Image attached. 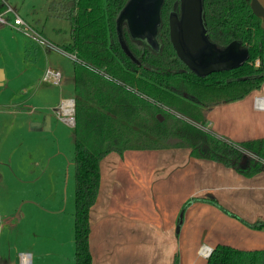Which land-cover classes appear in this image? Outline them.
Returning <instances> with one entry per match:
<instances>
[{
  "label": "trees",
  "instance_id": "trees-1",
  "mask_svg": "<svg viewBox=\"0 0 264 264\" xmlns=\"http://www.w3.org/2000/svg\"><path fill=\"white\" fill-rule=\"evenodd\" d=\"M128 1L53 0L48 8L51 16L68 23L70 40L61 48L76 57L75 264H92L89 211L99 191L100 161L110 152L189 148L192 158L219 163L247 178L264 170V137L232 143L205 128L214 107L242 100L264 81V29L250 0H202L209 40L219 47L238 41L248 50L241 66L204 77L180 60L169 39V16L179 0L162 2L157 48L133 39L122 25L127 55L118 41L116 19ZM204 202L250 229L264 230V220L248 223L213 199ZM171 264H180L177 254ZM204 264H264V249L217 244Z\"/></svg>",
  "mask_w": 264,
  "mask_h": 264
},
{
  "label": "crops",
  "instance_id": "crops-1",
  "mask_svg": "<svg viewBox=\"0 0 264 264\" xmlns=\"http://www.w3.org/2000/svg\"><path fill=\"white\" fill-rule=\"evenodd\" d=\"M48 70L63 76L58 68ZM64 99L71 98L60 102ZM243 99L214 107L205 128L232 143L263 138L264 111L254 109L252 98ZM47 105L58 109L60 104ZM49 119L39 115V125L30 127L48 131ZM99 168V191L89 211L92 264H171L175 254L180 264H204L202 246L264 249V230L250 229L204 202L213 199L248 223L263 221L264 170L247 178L192 158L189 148L110 152ZM22 253L29 255V264H39L34 249Z\"/></svg>",
  "mask_w": 264,
  "mask_h": 264
},
{
  "label": "rangeland",
  "instance_id": "rangeland-1",
  "mask_svg": "<svg viewBox=\"0 0 264 264\" xmlns=\"http://www.w3.org/2000/svg\"><path fill=\"white\" fill-rule=\"evenodd\" d=\"M52 1L6 0L27 30L0 23V264L33 249L34 263L75 262L73 128L47 105L73 99L74 58L61 48L69 26L50 15ZM48 67L62 71L59 85L42 80ZM255 95L264 97V81L243 100ZM46 114L49 130H32Z\"/></svg>",
  "mask_w": 264,
  "mask_h": 264
},
{
  "label": "water",
  "instance_id": "water-1",
  "mask_svg": "<svg viewBox=\"0 0 264 264\" xmlns=\"http://www.w3.org/2000/svg\"><path fill=\"white\" fill-rule=\"evenodd\" d=\"M163 0H130L116 19L118 41L122 49L130 55L123 36L125 23L130 36L140 39L152 47H158L156 39L160 26L159 10ZM179 14L169 17V39L180 60L197 76L204 77L214 72L232 70L241 66L248 58V50L238 41L225 47L211 42L203 20L202 0H179ZM249 7L260 19L264 29V0H250ZM4 81V71L0 68V85ZM74 101V100H73ZM36 122L31 127L38 126ZM246 163V157L241 164Z\"/></svg>",
  "mask_w": 264,
  "mask_h": 264
},
{
  "label": "built area",
  "instance_id": "built-area-1",
  "mask_svg": "<svg viewBox=\"0 0 264 264\" xmlns=\"http://www.w3.org/2000/svg\"><path fill=\"white\" fill-rule=\"evenodd\" d=\"M3 2V9L0 11V23L1 24H10L11 19L13 18V25L18 26L17 29H20L19 26H23V30H27V26H25V22L23 19L12 9L7 3L6 0H1ZM11 14V15H10ZM10 17V18H9ZM73 58L75 56L73 55ZM259 61L256 60L255 65L258 66ZM61 75L57 71L48 70L45 72L43 76V80L47 82H52L57 84ZM254 109L257 111H264V97L255 96L253 100ZM73 109H74V102L72 99H64L61 100L60 105L57 109V115H59L60 119L69 127H73L74 125V117H73ZM69 113H64V111ZM200 253L208 258L211 253V249L207 246H202L200 248ZM20 264H29L30 257L27 254H20Z\"/></svg>",
  "mask_w": 264,
  "mask_h": 264
},
{
  "label": "flooded vegetation",
  "instance_id": "flooded-vegetation-1",
  "mask_svg": "<svg viewBox=\"0 0 264 264\" xmlns=\"http://www.w3.org/2000/svg\"><path fill=\"white\" fill-rule=\"evenodd\" d=\"M171 13H175V14H177V15L179 14V2H178V9H174ZM169 17H170V16H169ZM75 59H76V57L74 58V60H75ZM61 79H62V76L60 77V79H59L57 85L60 84ZM72 100H74V98H73ZM73 102H74V101H73ZM73 117H74V109H73ZM74 124H75V121H74ZM73 127H74V125H73ZM73 127H71V128H73Z\"/></svg>",
  "mask_w": 264,
  "mask_h": 264
},
{
  "label": "bare ground",
  "instance_id": "bare-ground-1",
  "mask_svg": "<svg viewBox=\"0 0 264 264\" xmlns=\"http://www.w3.org/2000/svg\"><path fill=\"white\" fill-rule=\"evenodd\" d=\"M64 113L66 114V113H69V112H67V111L65 110Z\"/></svg>",
  "mask_w": 264,
  "mask_h": 264
}]
</instances>
